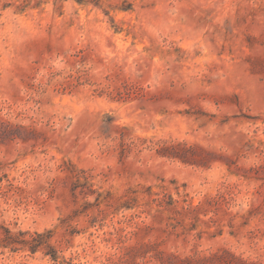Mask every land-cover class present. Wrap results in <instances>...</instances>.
<instances>
[{
  "label": "rangeland",
  "instance_id": "rangeland-1",
  "mask_svg": "<svg viewBox=\"0 0 264 264\" xmlns=\"http://www.w3.org/2000/svg\"><path fill=\"white\" fill-rule=\"evenodd\" d=\"M0 264H264V0H0Z\"/></svg>",
  "mask_w": 264,
  "mask_h": 264
},
{
  "label": "trees",
  "instance_id": "trees-1",
  "mask_svg": "<svg viewBox=\"0 0 264 264\" xmlns=\"http://www.w3.org/2000/svg\"><path fill=\"white\" fill-rule=\"evenodd\" d=\"M31 243H33V239L32 241L25 242V245H28L30 251L34 252L37 248H35Z\"/></svg>",
  "mask_w": 264,
  "mask_h": 264
}]
</instances>
